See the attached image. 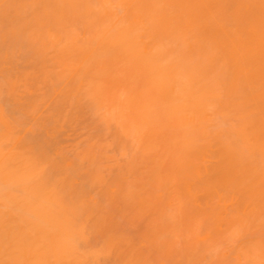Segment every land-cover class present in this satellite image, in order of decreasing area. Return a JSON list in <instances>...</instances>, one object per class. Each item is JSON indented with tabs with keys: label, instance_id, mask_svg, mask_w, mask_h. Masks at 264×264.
<instances>
[{
	"label": "bare ground",
	"instance_id": "obj_1",
	"mask_svg": "<svg viewBox=\"0 0 264 264\" xmlns=\"http://www.w3.org/2000/svg\"><path fill=\"white\" fill-rule=\"evenodd\" d=\"M0 264H264V0H0Z\"/></svg>",
	"mask_w": 264,
	"mask_h": 264
}]
</instances>
